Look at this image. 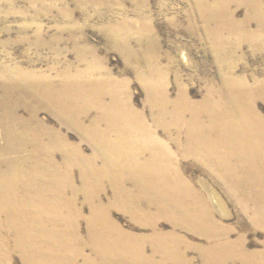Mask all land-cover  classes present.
I'll use <instances>...</instances> for the list:
<instances>
[{
    "label": "bare ground",
    "instance_id": "bare-ground-1",
    "mask_svg": "<svg viewBox=\"0 0 264 264\" xmlns=\"http://www.w3.org/2000/svg\"><path fill=\"white\" fill-rule=\"evenodd\" d=\"M87 1L99 7L112 0ZM231 2L247 7V17L235 20ZM189 11L199 14L202 41L219 66V87L210 84L200 101L180 83L176 97L169 96V68L160 64L157 39L143 43L152 25L140 10L139 28L134 19L113 15L106 30L136 70L148 115L134 107L128 80L114 77L91 51H78L81 69L36 72L0 62V261L11 253L10 238L26 264H76L79 258L83 264H193L181 248L186 243L178 231L184 229L205 237L202 264H264V243L248 252L243 239L231 241L213 214L211 188H197L179 163L195 160L264 229V116L256 107L264 101V81L249 84L229 75L233 65L231 72L220 67L235 51L225 31L240 42L264 39V4L191 0ZM251 20L258 22L256 32L249 29ZM134 34L140 36L136 47ZM42 110L79 135L92 153L41 120ZM108 187L112 196L103 201ZM115 210L149 234L124 230L113 219ZM161 220L172 229L161 230Z\"/></svg>",
    "mask_w": 264,
    "mask_h": 264
},
{
    "label": "rangeland",
    "instance_id": "rangeland-1",
    "mask_svg": "<svg viewBox=\"0 0 264 264\" xmlns=\"http://www.w3.org/2000/svg\"><path fill=\"white\" fill-rule=\"evenodd\" d=\"M86 1L0 0V62L18 63L23 68L26 69L27 67L30 71L36 72H47L51 67H58L57 70H63L68 65L72 69L75 67V69L77 67L81 69L83 63L79 61L78 51L80 49L91 51L98 60L100 59L103 66L111 71L114 77L120 80L125 78L128 80L134 107L148 115L145 105L146 91L136 78V70L132 65L127 64L125 55L115 47L112 37L106 30L112 23L113 15L117 16L118 21H121V18L134 19L135 28H139L140 23L136 12L140 10L145 13L147 20L149 19L152 25L151 32H144L145 34L143 33L141 38L144 40L143 43L148 42L147 38H155L157 43L159 42L157 50L160 64L169 68L168 93L171 98L176 97L179 83L187 89L188 96L194 101H200L203 98L210 84L219 87V66L216 65L215 57L205 45V41H202L204 39L199 14L196 15L189 11L191 10V0H146L144 4L142 3L144 0H112L113 2L99 6L101 7L99 10H97L99 7ZM261 2L264 4V0ZM229 6L235 13V20L237 18V21H241L247 17L249 12L247 7H239L233 2ZM191 18H194L193 21ZM254 21H250L249 29L256 32L258 22L257 20ZM227 33L225 31L223 37L229 39L230 49L235 50L233 52L235 57L232 55L231 60L224 57L220 67L223 66L224 70L229 72L228 69L233 65V70L230 71L231 74L229 73V75L242 77L241 79H246L245 81L249 84L264 81V39H258L255 43L245 40L240 42L237 37ZM135 36L131 40L133 47H136V40L140 37L137 34ZM90 55H87L86 59H91ZM228 60L233 62L228 64ZM256 107L258 112L264 116V101L258 100ZM22 114L26 116L25 113ZM39 118L52 127L61 128L69 141L79 145L86 155L92 153L89 144L82 141L75 132L68 131L48 111H40ZM148 121L150 123L149 117ZM157 128H154L156 133L164 138L163 131ZM173 149L175 148L173 147ZM179 163L184 168L185 176L197 182V188L205 192L207 187L211 188V193L207 192V195L213 207V214L215 219L220 222L222 229L230 236V240L236 241L241 238L248 252L260 251L263 248L262 243H264V229L255 225L249 214L235 203L222 184L210 177L195 160L182 159L179 160ZM74 177L77 180L78 174ZM76 182L79 185V181ZM106 192L103 201H108L112 196L109 187ZM82 201L83 198L79 197V204ZM84 215H88L86 207H84ZM112 216L126 231L135 234H142L143 232V234H149L146 228L133 222L129 215L123 212L115 210ZM159 228L164 232L172 229L165 220L160 221ZM80 230L82 235H86L84 222H81ZM178 234L186 243L185 247L181 245V248L187 258L193 264H202L199 248L207 245L205 237L184 229H180ZM12 247H14L13 240L9 238L7 248H10L11 253L9 255L4 254L0 264H26L24 259L13 251ZM150 249L149 246L146 248L148 255L152 254ZM86 253L90 254V249H86ZM113 262L110 264H120ZM76 264H83L82 259L79 258ZM239 264L242 263L239 262Z\"/></svg>",
    "mask_w": 264,
    "mask_h": 264
}]
</instances>
